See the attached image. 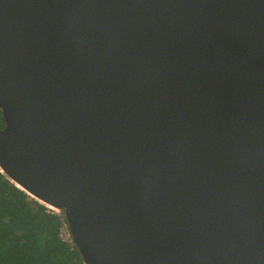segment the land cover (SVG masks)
Returning a JSON list of instances; mask_svg holds the SVG:
<instances>
[{"label": "water", "instance_id": "obj_1", "mask_svg": "<svg viewBox=\"0 0 264 264\" xmlns=\"http://www.w3.org/2000/svg\"><path fill=\"white\" fill-rule=\"evenodd\" d=\"M0 117L83 264H264V0H0Z\"/></svg>", "mask_w": 264, "mask_h": 264}, {"label": "trees", "instance_id": "obj_2", "mask_svg": "<svg viewBox=\"0 0 264 264\" xmlns=\"http://www.w3.org/2000/svg\"><path fill=\"white\" fill-rule=\"evenodd\" d=\"M65 227L68 231L62 214L33 200L0 173V264H83L70 235L62 236Z\"/></svg>", "mask_w": 264, "mask_h": 264}, {"label": "rangeland", "instance_id": "obj_3", "mask_svg": "<svg viewBox=\"0 0 264 264\" xmlns=\"http://www.w3.org/2000/svg\"><path fill=\"white\" fill-rule=\"evenodd\" d=\"M62 236L64 239H68L69 238V234L66 228H64L63 232H62Z\"/></svg>", "mask_w": 264, "mask_h": 264}, {"label": "built area", "instance_id": "obj_4", "mask_svg": "<svg viewBox=\"0 0 264 264\" xmlns=\"http://www.w3.org/2000/svg\"><path fill=\"white\" fill-rule=\"evenodd\" d=\"M66 228V227H65ZM64 230V229H63ZM63 232V231H62Z\"/></svg>", "mask_w": 264, "mask_h": 264}]
</instances>
